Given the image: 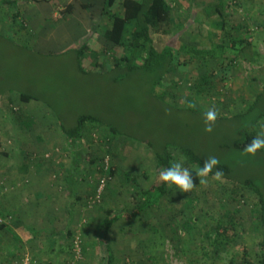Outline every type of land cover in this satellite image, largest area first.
I'll return each mask as SVG.
<instances>
[{
	"label": "rangeland",
	"instance_id": "374dc122",
	"mask_svg": "<svg viewBox=\"0 0 264 264\" xmlns=\"http://www.w3.org/2000/svg\"><path fill=\"white\" fill-rule=\"evenodd\" d=\"M41 1L28 0L17 6L0 5V101L8 96L13 99L7 105L10 119L26 105L21 102L20 93L35 94L39 98L30 100L28 107H40L58 119L57 109L64 115L66 124L72 127L75 125L74 118L80 112L95 108V103L97 106L106 103L105 98L116 105L119 101L115 95L123 97L128 90L123 84L115 85L104 76L83 73L70 49V41L68 45L63 40L57 44L53 34H49L52 31L39 32L40 29L45 30V25H57L64 21L69 14L90 15L95 22L88 43L97 51L98 62L103 64L106 57H112L114 50L102 37L103 26L99 22L108 19L101 14L102 0H46L47 7L53 5L46 22L37 10L38 7L41 10L46 7ZM168 2L173 9L172 23L170 30L156 40L158 47H162L163 43H170L176 49L181 43L208 47L211 45L208 26H213L219 34L223 33L218 29V23H209L218 15L213 5L218 4L219 0H193L192 7L196 8L199 4L204 6L205 9L201 10L204 20L193 23L187 31L182 30L185 22L180 20L182 15L188 14L190 17L191 9L188 10L184 0ZM69 3L73 5L70 11L66 8ZM220 3L229 14V23L233 25L227 26V35L241 34L250 41L244 50L246 57L229 65L228 60L223 58L198 60L177 50L181 69L165 80L167 101L177 106H190L196 102L204 110L214 109L217 118L211 132L204 130V112L173 113L170 121L180 127L186 126L188 132L199 137L202 148L207 146L204 150L207 155L238 165V170L245 168V174L255 178L254 181L264 190V151L254 156H242L233 148H221L230 143L237 128L245 125L257 113V109L248 112L245 122L233 117L251 104L264 82V0H222ZM185 7L188 11L183 12ZM31 8L36 11L32 12L29 10ZM15 12H19V16L13 20L10 17ZM44 33L45 36L42 35ZM40 37H43L44 43L39 41ZM92 61L93 58L88 56L84 64L87 69L95 70ZM105 68L96 67L101 70ZM203 69H213L211 73L216 88L206 89L195 96V90L191 87ZM176 82L177 86L174 87L173 83ZM133 86L132 83L129 90L134 91L133 95L136 96ZM136 90L141 91L140 88ZM193 96L196 101L191 102ZM1 105L4 108V102ZM2 120L6 121L2 118L0 124ZM261 124H264V118ZM258 129L261 130L260 127ZM82 146L98 162L97 166L86 163L82 166L93 187L100 181L86 200L89 209L83 210L69 235L66 230H60L61 227L56 229L61 220L54 221L45 231L41 229L42 235L37 239L26 242L15 240L9 230L0 228V264H106L96 235L106 209L124 210L131 207L137 189L152 185L159 178V172L152 152L145 145L130 139L111 142L103 128L89 127ZM65 150L64 147L60 150L64 157L67 155ZM107 157L110 166L118 169L115 176L100 169ZM122 171H128L132 181L126 180ZM103 176L106 183L101 198L96 203H90ZM206 179V184H199L189 192L176 191L172 186L159 205L129 219L116 221L107 232L115 254L114 264H242L244 246L249 250L248 259L256 264L261 235L253 227L255 220L251 209L257 196L249 188L235 187L225 178L208 175ZM228 213L238 223L237 235L230 247L216 255L214 246L206 238V232L221 221H226ZM0 215L8 216L5 223L14 228L13 214L0 212ZM189 222L194 224L191 230L185 226ZM51 235L54 239H47Z\"/></svg>",
	"mask_w": 264,
	"mask_h": 264
},
{
	"label": "trees",
	"instance_id": "16d2710c",
	"mask_svg": "<svg viewBox=\"0 0 264 264\" xmlns=\"http://www.w3.org/2000/svg\"><path fill=\"white\" fill-rule=\"evenodd\" d=\"M26 1L28 0H0V5L17 6ZM72 6V3H69L66 6L67 10L70 11ZM215 10L221 18L219 29L223 30V33L219 34L211 29L209 31L211 45L208 47H194L181 43L176 49L170 43H163L162 47H158L156 44V40H160L170 30L169 26L172 23L173 9L168 0H103L102 15L108 18V24L103 27L102 37L108 47L114 50L112 57H106L103 64L99 63L96 58L97 51L89 45L86 39L70 49L75 54L80 71L87 75L104 76L113 84L116 83L115 85L123 84L128 91L127 95L123 97L115 95L119 101L116 105L112 103V100L105 98L104 102L106 103L98 106L95 103V108H88L80 112L74 118L75 125L72 127L66 124L62 112L55 109L60 130L68 145L75 149L72 176L76 181L84 171L81 166L83 161L94 166L98 165L97 158L81 148L89 127L103 128L111 142L130 139L145 145L155 158L158 172L173 162H182L184 166L189 167L190 171H193L199 164L202 165L207 156H210L204 152L207 146L202 148L199 137L188 132L186 126L180 127L175 125L172 120L170 121L173 113L186 111L197 113L207 110L202 109L196 102L190 106H177L167 101L165 80L170 74L181 69L177 55L179 51L198 60L223 58L228 60L229 65H234L240 58L246 57L244 50L246 46L250 45V41L241 34L227 35V31H225L227 26H233L229 23V14L226 9L223 10L218 5ZM18 16L19 12H15L10 18L16 20ZM88 56L93 58L92 66L95 70L86 68L84 59ZM102 66L106 67L105 70L96 69V67L102 68ZM212 71L213 69H203L199 73L191 87L195 90V96L201 95L206 89L216 88ZM132 83L136 96L133 95L134 91L129 90ZM173 86H177V82L173 83ZM137 88H140L141 91H137ZM20 98L26 102L39 97L29 92H21ZM190 101H196L195 97H191ZM156 108H158L157 113ZM255 109H257L255 116L250 118L249 122H245L248 112ZM105 111L108 115L105 114ZM113 113L116 114L112 115ZM233 117L244 121L245 125L237 128L230 143L222 145L221 148L227 150L233 148L235 152L243 156L246 154L242 152L244 145L250 142L251 138L259 131V125L264 118V82L251 104L245 107L243 112L235 114ZM225 119L233 118L225 117ZM29 124H32V120ZM262 151L264 150L259 152ZM217 167L222 170V178L230 181L235 187L249 188L257 196V201L251 209L255 220L253 227L261 235L258 242L259 253L256 264H264V190L254 181L255 178L245 174V168L238 170V165L235 166L221 160ZM100 169L104 172L102 166ZM108 173L115 176L118 169L112 165ZM122 175L126 180H131L128 171H122ZM209 176H213V174L209 173ZM98 182L100 181L98 180L97 184ZM194 182L195 186L199 185V178H194ZM97 184L94 185L92 194ZM171 188L160 178H157L149 187H141L137 189L136 193L134 192V203L128 209H106V215L96 232L106 264L115 262V254L107 237V232L113 224L121 218L129 219L154 205H159ZM189 201L191 200L189 199ZM193 225L189 222L185 226L191 230L194 228ZM0 228L11 230L7 223H0ZM237 228L238 223L228 213L226 221H221L206 232V238L214 246L216 255L230 247L237 235ZM29 231L33 234L32 238L37 237V231L34 228H29ZM32 238H28V240H32ZM248 254L249 250L244 246L241 254L242 264H254L248 259Z\"/></svg>",
	"mask_w": 264,
	"mask_h": 264
},
{
	"label": "crops",
	"instance_id": "0c3cea01",
	"mask_svg": "<svg viewBox=\"0 0 264 264\" xmlns=\"http://www.w3.org/2000/svg\"><path fill=\"white\" fill-rule=\"evenodd\" d=\"M221 1L219 0L218 4L213 5L214 8L217 5L222 8ZM45 2L47 1L43 0L41 4L46 6ZM184 4L188 10L191 9L190 17L188 14L182 15L180 20L185 22L182 30L187 31L193 26V23L204 20L201 10L205 8L200 4L196 6L197 9L192 7L194 6L193 0H184ZM52 6L50 4V7L46 6L42 10L38 7L37 10L42 14L43 21L46 22L50 17L49 15L53 11ZM29 10L36 11L33 8ZM184 10L183 12L188 11L186 7ZM54 13L56 12L54 11ZM211 20L209 23H218L217 26L220 28L221 18L219 15ZM93 22L95 21L90 18V15L74 13L69 14L64 21L57 25L54 23L45 25V30L40 29L39 32L52 31L49 34H53L57 44L63 40L68 45L70 41L71 47H74L79 45L82 40L90 38ZM99 23L101 27H104L108 21ZM208 27L210 30H216L213 26ZM42 35L45 36V33ZM40 38L39 41L44 43L43 37ZM66 48L68 47L66 46ZM12 100L8 96L3 97L0 101V119L5 118L6 120L5 122L2 120V124H0V212L13 214L15 220L14 228L11 227L12 231H7L12 233L15 240L23 242L33 237L29 228H34L37 231V237L32 238L37 239L42 235L40 234L41 229L45 231L52 226L54 221L61 220L56 229L61 227L60 230L63 229L64 232L66 230L69 235L72 226L79 220L83 210L89 209L86 206V200L94 187L91 185L87 171L81 172L79 180L76 181L73 178L75 149L68 145L56 116L50 115L51 113L40 109V107L30 108L27 104L31 101L25 102L20 98L21 102H25L26 105L24 108L21 107V111L13 114L14 116L12 115L10 120L8 119L7 105ZM3 102L4 108L1 105ZM31 120L32 124L28 125ZM61 142L62 144H60ZM62 147L66 149V157L60 153ZM84 151L86 150L84 149ZM85 163L86 161H83L81 166L87 164ZM50 238L54 239L52 235L47 236V239Z\"/></svg>",
	"mask_w": 264,
	"mask_h": 264
},
{
	"label": "clouds",
	"instance_id": "9594fccd",
	"mask_svg": "<svg viewBox=\"0 0 264 264\" xmlns=\"http://www.w3.org/2000/svg\"><path fill=\"white\" fill-rule=\"evenodd\" d=\"M204 118V130L206 132L212 131L213 123L217 118V113L214 109L210 108L202 113ZM260 131L256 133L246 143L242 149L243 153L249 155H257L260 150H264V124H260ZM219 161L216 156H207L202 165L199 164L193 171L185 167L182 162H173L169 166L164 167L159 172V178L166 183L169 187L175 186L176 191L189 192L195 187L194 178H199L200 184L207 183L209 173L219 179L222 176V170L217 167ZM215 169V171H213Z\"/></svg>",
	"mask_w": 264,
	"mask_h": 264
},
{
	"label": "built area",
	"instance_id": "2783aa9c",
	"mask_svg": "<svg viewBox=\"0 0 264 264\" xmlns=\"http://www.w3.org/2000/svg\"><path fill=\"white\" fill-rule=\"evenodd\" d=\"M101 166L104 168L105 172L109 170L110 162H109L108 157L103 160V163ZM104 176H103V178H101V183L97 188L96 194L91 197L90 203H96L97 201L100 200L101 195L103 193V189L105 187V183H106V177H104ZM7 220H8V216L3 217L2 215H0V223H5V222H7ZM79 250H80V248H79Z\"/></svg>",
	"mask_w": 264,
	"mask_h": 264
}]
</instances>
